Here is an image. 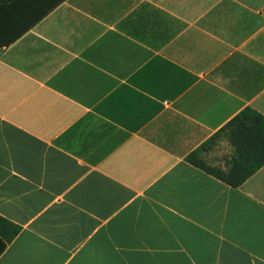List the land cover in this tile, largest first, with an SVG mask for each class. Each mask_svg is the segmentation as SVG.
<instances>
[{
    "label": "crops",
    "instance_id": "obj_1",
    "mask_svg": "<svg viewBox=\"0 0 264 264\" xmlns=\"http://www.w3.org/2000/svg\"><path fill=\"white\" fill-rule=\"evenodd\" d=\"M244 106L264 0H0V264H264V164L185 160Z\"/></svg>",
    "mask_w": 264,
    "mask_h": 264
},
{
    "label": "trees",
    "instance_id": "obj_2",
    "mask_svg": "<svg viewBox=\"0 0 264 264\" xmlns=\"http://www.w3.org/2000/svg\"><path fill=\"white\" fill-rule=\"evenodd\" d=\"M220 138L229 146L221 163H209L203 157ZM185 160L231 187L264 164V115L244 106L185 156ZM18 231V225L0 216L1 244Z\"/></svg>",
    "mask_w": 264,
    "mask_h": 264
},
{
    "label": "rangeland",
    "instance_id": "obj_3",
    "mask_svg": "<svg viewBox=\"0 0 264 264\" xmlns=\"http://www.w3.org/2000/svg\"><path fill=\"white\" fill-rule=\"evenodd\" d=\"M229 146L224 138L217 140V143L206 152L203 157L209 163H221L223 157L228 153Z\"/></svg>",
    "mask_w": 264,
    "mask_h": 264
}]
</instances>
